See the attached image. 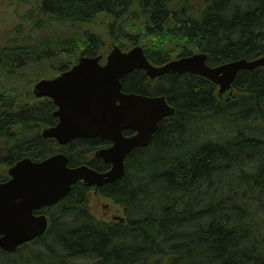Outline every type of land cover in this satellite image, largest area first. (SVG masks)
Here are the masks:
<instances>
[{
  "label": "trees",
  "instance_id": "obj_1",
  "mask_svg": "<svg viewBox=\"0 0 264 264\" xmlns=\"http://www.w3.org/2000/svg\"><path fill=\"white\" fill-rule=\"evenodd\" d=\"M37 4L32 16H23V37L12 30L0 34V74L7 78L42 58L39 50L46 47L70 59L59 70L81 55L104 54L96 33L85 31L78 40L70 32L65 38L45 35L54 25L99 24L124 50L143 46L155 65L197 52L208 55L212 66L264 55V0ZM32 32L42 35L31 39ZM69 41V50L59 48ZM121 82L125 92L165 95L174 115L159 123L149 145L132 150L121 179L99 189L77 182L43 208L49 224L43 236L15 252L0 249V264H264V68L239 71L230 101H219L212 82L190 74L166 73L151 82L140 69ZM2 84L0 181L17 160L40 161L57 152L68 155L71 167H108L93 151L109 141L77 138L59 146L43 139L40 128L56 122L53 102L22 103L30 99ZM206 120L211 128L204 127ZM95 191L122 209L123 223L93 215L89 198Z\"/></svg>",
  "mask_w": 264,
  "mask_h": 264
},
{
  "label": "water",
  "instance_id": "obj_2",
  "mask_svg": "<svg viewBox=\"0 0 264 264\" xmlns=\"http://www.w3.org/2000/svg\"><path fill=\"white\" fill-rule=\"evenodd\" d=\"M105 56H81L69 70L55 78L34 84V97H47L57 108V123L43 128L45 139L67 144L75 138L102 137L111 141L97 149L95 156L110 163L106 171L86 165H68L69 157L56 153L40 161L21 158L9 167V178L0 182V249L15 252L20 245L43 236L47 216L34 211L52 206L71 191L76 182L99 188L124 175L125 158L132 150L150 144L158 124L174 113L165 96H147L121 90V79L136 69H144L152 80L164 73H190L218 86L220 100L234 96L231 87L239 71L264 67V55L253 60H232L212 67L207 55L197 53L169 61L162 66L149 63L142 46L123 51L117 43ZM124 132H130L125 135Z\"/></svg>",
  "mask_w": 264,
  "mask_h": 264
},
{
  "label": "rangeland",
  "instance_id": "obj_3",
  "mask_svg": "<svg viewBox=\"0 0 264 264\" xmlns=\"http://www.w3.org/2000/svg\"><path fill=\"white\" fill-rule=\"evenodd\" d=\"M5 1V4L3 3ZM7 0H0V34L4 36L9 30V25L6 26V24H9V21L14 18L15 27H11L13 29V32H17V35L20 37H23L25 33L27 32L28 28L23 26V16L30 15L32 16L33 11L38 7L39 0H10L6 2ZM31 12L30 14H28ZM15 13V15H13ZM99 25V24H98ZM94 25L92 24V27L84 26L80 27L79 25L73 26V25H67L69 28L65 29L64 26L57 25V26H50L47 27L45 30V35L52 38H65L69 32L73 34H77V38L81 39L82 33L85 31L96 33L97 36H99L100 43L102 44L101 48L104 50V53H107L110 49V42L113 41V39L110 36H107L106 30L101 29V25ZM42 35V32L40 34H37L36 32H32V35L30 36L31 39L39 38ZM71 42L69 41L67 45H60L59 48L64 49H70ZM74 45V41L72 42ZM56 49H52L50 47H46L45 50L41 51L39 50V56H42V58L37 61L30 64L25 65L24 67L20 69H16L15 72L19 74L16 79H6L2 75L0 76L1 80H3L6 84H2V87L4 89H12L13 87H18L19 94H22L24 90L29 87L31 84V81H35L37 78L43 77L48 78L53 75H56L57 71L55 69H58L59 66H61L63 63L68 62L70 63V59H68L65 55L61 54V52ZM63 57H66V59H62ZM7 60V59H5ZM48 63V67L44 65ZM17 63V62H16ZM20 63H17V66ZM24 74H26L24 78ZM29 103L30 105H36L38 102H34V100H26L22 103ZM204 127L211 128L212 124L206 120L203 121ZM214 127L217 126V124H213ZM90 210L98 219H105V220H116L117 217H122V209H120L118 206L113 205L112 202L106 200L105 198H102L98 196L97 194L92 193L90 196Z\"/></svg>",
  "mask_w": 264,
  "mask_h": 264
},
{
  "label": "flooded vegetation",
  "instance_id": "obj_4",
  "mask_svg": "<svg viewBox=\"0 0 264 264\" xmlns=\"http://www.w3.org/2000/svg\"><path fill=\"white\" fill-rule=\"evenodd\" d=\"M12 61H13V60H12ZM14 66H15V64H14ZM155 81H156V80H155ZM155 81H154V82H155Z\"/></svg>",
  "mask_w": 264,
  "mask_h": 264
},
{
  "label": "bare ground",
  "instance_id": "obj_5",
  "mask_svg": "<svg viewBox=\"0 0 264 264\" xmlns=\"http://www.w3.org/2000/svg\"><path fill=\"white\" fill-rule=\"evenodd\" d=\"M72 186H73V185H72ZM72 186H71V187H72Z\"/></svg>",
  "mask_w": 264,
  "mask_h": 264
}]
</instances>
